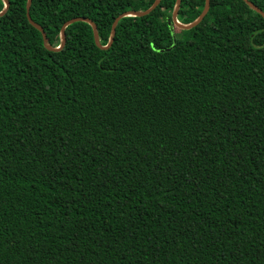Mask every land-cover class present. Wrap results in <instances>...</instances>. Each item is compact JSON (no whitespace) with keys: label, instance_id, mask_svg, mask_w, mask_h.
Segmentation results:
<instances>
[{"label":"trees","instance_id":"trees-1","mask_svg":"<svg viewBox=\"0 0 264 264\" xmlns=\"http://www.w3.org/2000/svg\"><path fill=\"white\" fill-rule=\"evenodd\" d=\"M174 1L7 0L0 264H264V20Z\"/></svg>","mask_w":264,"mask_h":264},{"label":"water","instance_id":"water-1","mask_svg":"<svg viewBox=\"0 0 264 264\" xmlns=\"http://www.w3.org/2000/svg\"><path fill=\"white\" fill-rule=\"evenodd\" d=\"M2 1V4H3V9L2 11L0 12V16L2 14L5 13L7 7H8V2L7 0H1ZM30 1L31 0H26V4H25V18L28 22V24L34 28L36 31H38L41 35V40H42V43H43V46L46 50L48 51H58L60 50V48L62 47L63 43H64V29L73 24V23H76V22H83V23H86L90 28H91V31H92V36H93V41H94V45L99 48V49H106L108 48V46L110 45L111 41H112V37L114 35V29H115V26H116V23L121 19V18H124V17H143L147 14H149V12H151L158 4L159 0H154V2L152 3V5L145 11L143 12H127V13H124V14H121L119 15L118 17H116L112 24H111V27H110V34H109V38H108V42L107 44L104 46V47H101L98 43V38H97V33H96V29H95V26L89 21V20H86V19H83V18H75V19H71L67 22H65L61 28H60V32H59V45L58 47L56 48H50L47 44V40L45 38V34L43 33L42 29L40 27H38L36 24H34L31 20H30V17H29V6H30ZM242 2H244L246 4V6L252 10L253 12H255L256 14L260 15L261 18L264 20V14L259 10L257 9L255 6H253L251 3L247 2L246 0H242ZM179 3H180V0H175L174 1V6H173V9H172V12H171V18H170V24L172 25V27L178 29V30H189L191 28H193L194 26H196L202 19L203 17L206 15L207 11H208V8H209V0H204V4H203V8L200 12V14L198 15V17L191 23L189 24H180L178 21H177V11H178V8H179ZM168 24V25H170ZM170 28V27H169Z\"/></svg>","mask_w":264,"mask_h":264}]
</instances>
